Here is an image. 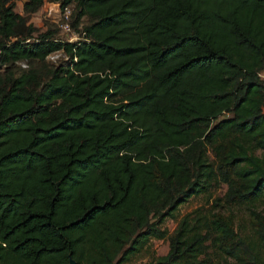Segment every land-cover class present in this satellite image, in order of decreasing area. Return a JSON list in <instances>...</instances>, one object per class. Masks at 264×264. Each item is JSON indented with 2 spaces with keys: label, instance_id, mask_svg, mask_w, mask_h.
Masks as SVG:
<instances>
[{
  "label": "trees",
  "instance_id": "trees-1",
  "mask_svg": "<svg viewBox=\"0 0 264 264\" xmlns=\"http://www.w3.org/2000/svg\"><path fill=\"white\" fill-rule=\"evenodd\" d=\"M263 70L264 0H0V264H264Z\"/></svg>",
  "mask_w": 264,
  "mask_h": 264
},
{
  "label": "rangeland",
  "instance_id": "rangeland-1",
  "mask_svg": "<svg viewBox=\"0 0 264 264\" xmlns=\"http://www.w3.org/2000/svg\"><path fill=\"white\" fill-rule=\"evenodd\" d=\"M74 10V4L68 6L66 10H61L59 2H47L42 7H40L36 12L30 13L26 15L27 21L32 22L36 27L37 32H43L49 28H54L57 30V37L65 40V41H76L81 38L82 35V26L88 22V18L84 17L81 20V25L78 29H74L71 27V31H66L64 29V24L66 22L72 21V12ZM67 60V56L61 52H54L49 55L45 63L50 67H57L59 64H62ZM29 65H32L28 61H18L15 62L13 66H8V69L15 70L16 74L26 70ZM33 65H36L33 63ZM260 77L264 80V70L261 72ZM224 116V115H223ZM228 115L225 114L224 117ZM224 117H220L224 118ZM259 155L261 152H258ZM226 190V186L224 184H218L214 186L211 191L207 194L198 195L193 197L189 202L180 206L177 216L178 218L182 217L186 213L192 212L196 208H203L207 210L214 205L212 203L216 198H221ZM223 205V203H221ZM221 208L222 210H226L228 208L225 204ZM229 209V208H228ZM233 211L239 212L240 208H233ZM176 226V220L167 219L163 224V228H167L169 232H171ZM169 249V242L166 239H151L149 243L143 248V250L134 256L129 262L126 264H146L157 256L165 255Z\"/></svg>",
  "mask_w": 264,
  "mask_h": 264
},
{
  "label": "built area",
  "instance_id": "built-area-1",
  "mask_svg": "<svg viewBox=\"0 0 264 264\" xmlns=\"http://www.w3.org/2000/svg\"><path fill=\"white\" fill-rule=\"evenodd\" d=\"M68 8V7H67ZM66 8V9H67ZM65 9V10H66ZM64 29L66 30V31H71V26H70V22L68 21V22H66L65 24H64ZM69 41H71V40H69ZM62 52V51H61ZM64 53V52H63ZM65 54V53H64ZM51 55V54H50ZM66 55V54H65ZM67 56V55H66ZM67 59H68V57H67Z\"/></svg>",
  "mask_w": 264,
  "mask_h": 264
},
{
  "label": "water",
  "instance_id": "water-1",
  "mask_svg": "<svg viewBox=\"0 0 264 264\" xmlns=\"http://www.w3.org/2000/svg\"><path fill=\"white\" fill-rule=\"evenodd\" d=\"M69 263L70 264H76V262L72 258L69 260Z\"/></svg>",
  "mask_w": 264,
  "mask_h": 264
}]
</instances>
